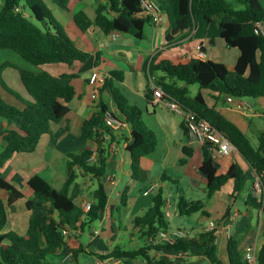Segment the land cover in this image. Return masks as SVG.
Returning <instances> with one entry per match:
<instances>
[{
    "label": "trees",
    "instance_id": "16d2710c",
    "mask_svg": "<svg viewBox=\"0 0 264 264\" xmlns=\"http://www.w3.org/2000/svg\"><path fill=\"white\" fill-rule=\"evenodd\" d=\"M97 1L94 22L83 12L76 15L77 25L82 31H87L95 24L105 35L119 33L131 35L140 41L146 39V25L154 24L144 15L142 0ZM154 1L159 4L169 23L166 33L167 46H170L177 36L190 33L203 21L207 25L216 26L219 37L226 46L239 52L233 68L212 60L167 57L164 55L165 50L159 51L144 65L148 81L146 96L150 104L153 95L150 80L158 76L155 84L165 95L226 134L245 164L243 166L236 161L225 174H220L219 168L216 167L218 161L206 147H202L203 162L200 172L206 175V201L188 200L182 188H178L179 216L189 217L202 213L210 218L211 214L206 211V206L229 182L233 184L232 196L236 199L249 184L258 182L261 193L257 194L256 188H253L254 192L246 203L264 211V133L258 137V144L254 145L240 127L216 107H211L201 92L195 97L189 95V87L198 85L201 90L214 93L215 97L226 95L234 99L264 98V34L256 32V23H264V6L261 0H237L240 9H235L227 0ZM25 3L31 12V18L39 24L32 22L20 11V0H0V51H14L34 66H73L75 63L85 64L90 60L91 55L76 46L43 0H25ZM4 67L18 70L31 101L23 100L0 76L3 89L24 104L23 109L18 108L0 95V118L6 119L15 127L6 130L3 135L6 146L0 152V170L14 155L34 153L42 137L52 135V126L69 118V104L76 96L75 88L62 82L64 77L56 78L47 72L33 73L11 63L5 64ZM123 82L122 72H112L105 78L99 94L111 95L124 120H118L108 105L103 100L99 101L98 112L82 125L80 141L87 148L82 153L67 155L68 178L63 188L55 189L38 175L28 181V186L35 196L26 202L30 220L24 235L5 231L8 210L25 196L14 184L0 175V264H58L54 258L66 245L67 239L62 233L63 230L67 228L73 232L78 227L85 229L101 218L108 205V192L102 182L108 173L111 145L108 137L110 136L112 141L116 139L114 130L107 124L109 115L117 123L126 124L131 128L126 150L131 157L132 177L139 180L141 161L156 151L158 137L144 123L143 110L132 105L122 90L115 85ZM183 130L188 135L185 124ZM183 151L185 157L181 160V165H186L194 152L188 147H184ZM93 157L94 161L91 160ZM75 168L98 181L88 213H84L76 203L80 189L75 184ZM165 206V194L160 189L154 197L152 207L145 215L133 221V228L139 230L143 238L150 241L151 246L133 250H123L117 246L110 255L102 257L125 262L143 258L150 264H176L163 258L153 261L149 251L152 247L174 252L199 249L211 264H221L214 232L206 231L198 237L178 240L175 244L157 242L159 234L170 229ZM229 213L228 208L224 218L229 217ZM240 244L239 240H229L230 264H248L239 250ZM83 251L84 247L75 250L74 257ZM257 264H264V245L257 252Z\"/></svg>",
    "mask_w": 264,
    "mask_h": 264
},
{
    "label": "crops",
    "instance_id": "0c3cea01",
    "mask_svg": "<svg viewBox=\"0 0 264 264\" xmlns=\"http://www.w3.org/2000/svg\"><path fill=\"white\" fill-rule=\"evenodd\" d=\"M45 1L57 21L67 31L76 46L88 52L91 57L87 63H75L73 66L65 64L34 66L14 51H0V76L3 82L18 93L23 100L31 101V97L21 82L18 70L15 68H5L4 66L7 63H11L22 70L33 73L47 72L56 78L64 77L62 82L73 86L76 90V96L69 104L71 109L69 118L54 124L52 126V135L43 136L34 153L16 154L0 170L1 177L14 184L25 196L23 200L19 201L13 208L8 210V222L5 231L16 232L18 229V234H26L29 227L30 212L27 209L25 213H21V211L17 212L16 208L21 204L22 207L23 205L26 206V202L34 198V191L28 186V181L32 177L38 175L50 184L52 180L59 179L61 189L63 188L68 178L67 155L70 153H82L87 148V146L80 141L82 125L86 120L90 119L98 112L100 100H103L108 105L110 111L117 118L122 121L124 120L109 93L99 94L97 99H93L94 92L98 87L100 79L110 76L112 72H122L124 74V82L121 84L116 83L115 85L122 90L132 105L138 106L141 109L145 108L146 112L144 111L145 113L143 114L145 122L146 116L150 121H156L159 128L164 132L163 135L166 134L165 141L163 142L166 151L165 156L162 159L153 158L154 152L143 158L141 161L140 178L139 180H134L131 172V157L126 150L128 144L127 139L131 136V128L125 124L121 129L113 131L116 139L112 141L111 137H108V142H111L109 148L108 173L102 179L108 192V205L101 218L97 221H100L101 226L99 229L95 228L94 223L91 227L85 229L78 227L76 231H73L70 237L66 239V245L59 250L56 258L59 260L57 262L58 264H150L143 258L125 262L123 260H113L112 258L102 257L110 255L117 247L116 240L109 235L108 230L110 229L114 234L115 225L121 222L117 221V218L120 219L119 214L121 212L119 204L124 207L126 217L132 224L130 246L128 249L121 248L123 250H133L151 246L150 241L144 239L142 233L133 228V221L135 218L145 215L148 209L152 207L156 193L160 189L164 191L166 181L174 182L177 185V189L180 188L178 185L179 180L172 179L165 172L167 165L176 169H182L183 175L181 178H186L188 180L195 178L192 181L194 183L197 182L196 187H200V184L204 183L205 198L207 180L204 176H202L204 180L197 177L203 162L201 144L192 140L189 135L185 134L183 130V125L185 124L184 118H182L180 123L181 131L177 135L179 136V144H175L169 140L168 135L174 124L171 122L170 125L165 121L157 112L156 108H154L153 113L150 112L149 106L151 104L146 96L148 81L143 86L140 80L141 78L138 76V71L144 72L145 63L150 61L159 51L163 50H165L164 55L171 58L189 57L214 61L207 54L209 51L207 42L210 40V35L208 34L206 37V34L210 31L209 29L207 31L199 23L190 33L177 36L175 41L170 46H167L166 33L169 29V23L165 20L162 25L155 26L149 24L148 36L146 35V39L143 41L137 40L131 35L119 33L116 39H113L109 35H105L95 24L87 31H82L77 25L75 18L80 12L85 13L88 18L94 22L98 5L97 0ZM21 9L26 15L22 7ZM215 42L217 44L220 42L221 45H226L221 38L215 39ZM236 51L234 59L235 64L239 57V52L238 50ZM198 55H200V57ZM200 92L202 93V91ZM0 95L9 104L21 109L24 108V104L20 100L3 89L1 82ZM203 96L205 98L210 97L211 100L206 99L207 103L211 107H216L223 115L240 127L249 138L248 132L255 133L250 123L252 122L251 120L256 119V117L252 116H257L258 114L253 110H240L230 106L229 101L233 98L226 95L215 97L214 93L208 92L207 97L204 94ZM239 101L245 100L237 99V102ZM160 104L163 109L170 110L164 103ZM159 105L154 107H159ZM250 116L252 118H250ZM258 117L259 119L261 118L260 113ZM14 128L15 127L10 125L6 119L0 118V152H2L6 146L3 135L6 130ZM151 130L156 133L155 129ZM261 133L263 134L264 131ZM159 144L160 141L158 140L157 149ZM257 144L258 142L256 145ZM184 147L192 149L194 154L186 165H181V160L185 157L183 151ZM239 155V152L236 150L233 157L234 161H229L228 157L231 155L221 157L217 161L220 167L222 164L223 166L227 165V170L231 164L236 161H239L242 163L241 165L244 166L245 164L241 160L242 158H238ZM235 159L237 160L235 161ZM59 165L62 168L59 169ZM220 167L219 173L225 174L227 170L225 173H221ZM44 173L48 174L46 175L47 178L43 175ZM75 173L77 175L75 184L78 185L80 189V195L76 203L83 210L84 203L93 201V193L98 187V181L92 176H85L79 168H75ZM109 178H112L113 183L108 181ZM154 178H160L161 182H158V180L153 181ZM139 184L143 185V189L139 194H136L135 192ZM231 185L232 188L227 189L226 193L224 192L225 187L220 192L216 193L206 206V211L211 214L210 218L200 213L201 216L197 220V225L195 227L184 228L182 225L176 227V229L186 230L189 233V237H198L201 233L206 232L210 221H215L217 230L214 233L217 237L216 244L221 264H230L228 242L231 238L239 240L241 246L242 244L245 245L244 256L249 248H254L256 252H258L264 245V211H260L246 203L248 202L250 194L254 192V189L249 184L245 191L236 199L232 196L233 184L231 183ZM131 189L133 190L131 191ZM149 190L152 191L145 195ZM179 198L180 192L178 201L175 203L177 214ZM239 199L243 202V210L237 207ZM165 200L166 206L164 211L166 215L168 212L171 214L169 209L171 210L173 205L172 198H170V196L169 198L165 197ZM191 200L196 201L201 199ZM215 206L219 207V209L216 210V215L213 213V207ZM228 208L230 209L229 217L224 218ZM255 212H257L258 215L257 228L251 226ZM171 217L172 214L168 218ZM169 230L175 229L170 227ZM142 244L145 245L143 246ZM82 247H84V251L74 257V251ZM149 255L153 261L163 258L176 264H211L205 257L204 252L199 249L190 250L188 252H174L166 249L156 250L152 247L149 251Z\"/></svg>",
    "mask_w": 264,
    "mask_h": 264
},
{
    "label": "rangeland",
    "instance_id": "374dc122",
    "mask_svg": "<svg viewBox=\"0 0 264 264\" xmlns=\"http://www.w3.org/2000/svg\"><path fill=\"white\" fill-rule=\"evenodd\" d=\"M43 1L46 3L45 0H43ZM227 1L235 9H240L241 8V6L238 4L237 0H227ZM261 3L264 6V0H261ZM20 4H21V7L23 8L24 12L27 15V18L30 19L32 22L36 23V21L31 18V12L28 9V7L26 6L25 0H20ZM20 11L23 12L22 9H20ZM36 24H39V23H36ZM200 24L207 31H208V29L210 31V32H207V34H206V37H207L208 34L210 35V40L207 42V47L209 48V51H208L207 54L210 56V58L213 59L216 62L224 63L227 67H233L235 65V60L234 59H235V53L237 51L233 50L231 48H228L224 44L221 45L220 42H218V44L215 42V39L220 38L219 35H218V31H217V27L216 26L207 25L203 21H201ZM148 30H149V26L147 24L146 27H145V34L147 36H148ZM138 72H139L138 76L141 78L140 80H141V82L143 83V86H144L147 83V78L145 76V73L143 71H138ZM157 78H158V76L152 78L154 83L156 82ZM200 91H202V93L206 97L208 95V92L212 93L209 90H201L198 85H194V86H190L189 87V94L192 97L196 96L198 93H200ZM206 99L207 100L208 99L211 100L210 97H207ZM244 100L249 103L251 111L253 110L258 115H259V113L261 114V118L260 119H259L258 115L257 116H252V117H256V119L251 120L253 123L252 122L250 123L252 125V127L254 128L255 133L248 132L252 143L254 145H256V143L258 142V137L262 134L261 132L264 131V122H263L264 121V98H256V99H254V98H245ZM237 104H238L237 99L233 98L232 100L229 101V105L234 107V108H237ZM154 108H156L157 112L161 115V117L163 119H165V121H167L170 125H171V122L174 124L173 128H171V130L169 132L168 137H169V140H171L175 144H179V136H177V135L181 131L180 123H181V120H182L183 117L181 115H179V114L174 113L171 110L163 109V107H161V104L159 105V107H154L153 105H150L149 106V110H150L151 113L154 112ZM142 110L144 112L145 108H143ZM251 111H250V113H251ZM252 117L250 116V118H252ZM118 120H121V119L118 118ZM143 121L151 129H155V131L157 133L156 135L158 136V140L160 141V144H159V147H158L157 151H155V153L153 154V158H156V159L164 158L166 151H165L163 142L165 141V135L166 134L163 135L164 132L159 128V126L157 125L156 121H154V120L150 121L147 116H146V122H145L144 118H143ZM113 130L116 131L117 129L116 130L113 129ZM259 130H262V131H259ZM234 152L231 154L230 157H228L230 162L234 161V159H233ZM238 158H242L241 155H239ZM236 160L237 159H235V161ZM60 163H61V160H60ZM62 166H63V164H62ZM64 167H65V165H64ZM60 168H62V167L59 165V169ZM226 168H227V165L223 166V164H222L221 167H220V172L221 173H225L226 170H227ZM165 169H166L165 172L167 173V175H169L172 179H178L179 180L178 185L180 186V188L183 189L184 196L188 200L201 199L203 201H206L205 194H204V191H205L204 183H201L200 187H196L197 182L194 183L192 181L195 178L190 179V180H188L186 178H181L182 175H183L182 171H181L182 169H180V168L176 169V168L171 167L170 165H167V167ZM43 175L47 178L46 175H48V174L44 173ZM202 176L203 175L200 172L197 175V177L199 179L204 180V177H202ZM157 180H158V182H161L160 178H158V179L154 178L153 181H157ZM51 185L55 189H58V190L61 189V186H60L61 184H60V180L59 179L58 180H54V181L52 180L51 181ZM250 185L252 186V188H254V189L256 188L257 194L261 193L260 185H259L258 182L255 181V183L250 184ZM230 188H232L231 183H227L225 188H224V192L226 193V190L230 189ZM142 189H143V185L139 184V187L137 188L135 193L139 194ZM132 190L133 189H131V191ZM164 192H165V197L166 198H169V196H170V198H172V204H173L172 208H171V210L168 208L169 211L172 214V217L168 218V220L170 222V227L174 228V229H176V227H178L179 225H182L184 228H189V227L193 228V227H195L197 225V220L201 216L200 213L192 215V216H189V217H181L176 212V204L175 203H176V201H178V196H179V191L177 189V185L174 182L166 181V187L164 188ZM132 195H134V194H132ZM119 207L121 209V212L119 214L120 215L119 216L120 219L117 218V221H121V222H120V224L117 223L115 225L114 234L111 232L110 229L108 230V233H109L110 236L114 237V240H116V244H117L116 246L128 249L129 246H130V241H131L132 224H131L130 221H128V218L126 217V213H125L124 207L121 204H119ZM237 207L240 208L241 210L244 209L243 202L240 199L237 202ZM26 209H27L26 206L23 205V207H22V204L19 205V207L16 208L17 212L21 211V213H25ZM217 209H219L218 206L213 207L214 215L217 214L216 213ZM22 211H24V212H22ZM94 225H95V228L99 229L100 226H101V223H100V221L99 222H95ZM251 226L254 227V228L258 227V215H257V212L254 213V216L252 218ZM16 232H19V230L17 229ZM236 238H239V237H236ZM142 245L144 246L145 244H142ZM244 249H245V245L242 244V246L240 247L239 250H240L241 253H244ZM54 260L56 262L59 261L57 258H54Z\"/></svg>",
    "mask_w": 264,
    "mask_h": 264
},
{
    "label": "built area",
    "instance_id": "2783aa9c",
    "mask_svg": "<svg viewBox=\"0 0 264 264\" xmlns=\"http://www.w3.org/2000/svg\"><path fill=\"white\" fill-rule=\"evenodd\" d=\"M141 7L145 16L149 17L155 26L162 25L166 20V15L162 11L159 4L154 0H142ZM19 9H17L18 11ZM257 34H264V23H256ZM111 38L116 39L118 33H111L109 35ZM200 57V55H198ZM198 59V58H196ZM105 78L99 80L98 87L94 92L93 99H97L99 95V89L102 87ZM151 89L153 91L151 104L153 106H158L160 103H164L171 111L176 114L181 115L184 118V123L188 131V135L192 140H195L202 147H206L212 154L215 160L221 157L230 156L234 151H236L233 144L230 142L228 136L215 127H213L207 120L199 118L197 114L190 110H185L178 102L174 101L165 95L163 90L158 87L153 80H150ZM237 108L240 110L250 109V105L245 101H239ZM107 124L112 129H121L125 124L117 123L113 117L110 115L107 117ZM92 161L95 160L93 157ZM109 182L113 183L112 178H109ZM152 190H149L145 195L149 194ZM91 202H86L83 205L84 213H88L91 209ZM171 214L168 212L167 217ZM217 230V224L215 221H210L207 230L208 232H215ZM63 235L68 238L70 237L72 231L70 229H64ZM189 237V233L183 229H175L169 231H163L159 234L157 242L175 244L178 240L185 239ZM245 259L248 264H257V252L254 248H249L246 252Z\"/></svg>",
    "mask_w": 264,
    "mask_h": 264
},
{
    "label": "water",
    "instance_id": "95a60500",
    "mask_svg": "<svg viewBox=\"0 0 264 264\" xmlns=\"http://www.w3.org/2000/svg\"><path fill=\"white\" fill-rule=\"evenodd\" d=\"M236 149V148H235ZM237 150V149H236ZM216 167L219 168L220 165L219 164H216ZM205 178H206V175H204L203 173H201Z\"/></svg>",
    "mask_w": 264,
    "mask_h": 264
}]
</instances>
